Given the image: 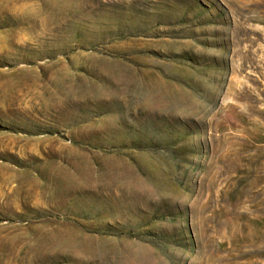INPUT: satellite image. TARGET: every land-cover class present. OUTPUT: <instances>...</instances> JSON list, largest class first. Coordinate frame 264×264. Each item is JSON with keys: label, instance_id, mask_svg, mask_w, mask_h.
Returning a JSON list of instances; mask_svg holds the SVG:
<instances>
[{"label": "rangeland", "instance_id": "374dc122", "mask_svg": "<svg viewBox=\"0 0 264 264\" xmlns=\"http://www.w3.org/2000/svg\"><path fill=\"white\" fill-rule=\"evenodd\" d=\"M0 264H264V0H0Z\"/></svg>", "mask_w": 264, "mask_h": 264}]
</instances>
